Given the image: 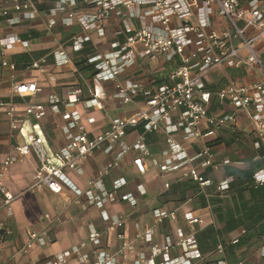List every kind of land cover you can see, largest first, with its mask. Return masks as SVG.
<instances>
[{"label":"built area","instance_id":"2783aa9c","mask_svg":"<svg viewBox=\"0 0 264 264\" xmlns=\"http://www.w3.org/2000/svg\"><path fill=\"white\" fill-rule=\"evenodd\" d=\"M48 3H51L50 7L40 9ZM43 13L49 16L44 24L48 34H52L58 24L78 26L86 33L110 27L111 20L115 26L111 30L108 49L94 48L85 57L92 73L87 77L79 75V86L68 91L66 97L52 94L46 103L27 102L40 92L37 83L28 81L13 85L12 92L22 100L24 108L19 111L18 104L12 101L4 106V112L9 128L20 135L22 144H16L14 156L0 160V176L19 159L32 154L39 164L29 190L36 188L59 194L67 189L76 198L84 197L89 205L101 210L102 221L108 226L106 231H117L116 238L120 242L115 253L106 252L101 249L105 232L92 229L78 246L53 255L46 264H71V260H76V264H117V256L132 251L135 241L149 244L150 254L145 256L136 252L132 264H243L242 261L229 262L223 243H218L211 253L203 255L195 234H183L181 229L176 230V240L167 236L164 243L155 242L156 227L167 219L175 220L174 211L153 210L152 224L136 229L131 242L126 240L120 231L123 217L109 215L104 207L118 200L130 207L137 205L133 193L119 192L127 181L116 179L111 189H105L103 177L111 168L107 166L81 190L70 181L66 172L81 175L84 159L98 150L109 154L115 149L116 161L131 151L137 152L132 165L136 173L143 176L147 170L144 158L150 155L145 135L163 131L168 147L163 153V161L154 162V167L166 173L202 158L198 166L190 167L184 174L204 188L210 185V181L204 178L201 170L217 167L210 149L204 146L198 154L189 157L173 134L181 133L186 140L203 139L202 126L211 128L212 132L229 128L236 125L238 114L243 113L253 123V149L260 164L252 176L253 184L264 186V0H0V23L5 22L9 27L35 21ZM70 43L72 54L86 48L78 35H72ZM16 46L27 52L28 40L18 35L0 37L3 52ZM51 56L56 67L72 62L63 47L53 50ZM160 58L169 68L162 83L154 89L145 91L141 84L131 80L119 81L120 76L140 60L154 62ZM46 61V57L39 58L30 62L27 68L44 74ZM2 67L15 70L16 64L3 61ZM219 68L237 71L240 77L211 89L207 77ZM112 82L115 97L123 104L141 98L142 105L130 117L113 118L106 130L93 136L81 125V113L67 108L80 102L85 111L103 109V84ZM83 88L87 98H83ZM214 105H227L232 110L216 113ZM48 111L67 127L65 145L59 150L50 148L41 127ZM87 121L94 123L93 118ZM138 126L143 132L129 144L125 141L128 130ZM168 186L169 183H165L163 190ZM217 189L227 191L228 182L218 183ZM137 192L145 194L142 186L137 187ZM0 195L4 197L3 204L10 213L9 206L15 198L5 191L1 179ZM184 219L191 225L203 224L190 212L184 214ZM12 234V229L1 221L0 243ZM51 242L48 230L29 232L19 253L25 255L34 244L49 245ZM172 251L179 253L173 256ZM260 253L264 257V244Z\"/></svg>","mask_w":264,"mask_h":264},{"label":"crops","instance_id":"0c3cea01","mask_svg":"<svg viewBox=\"0 0 264 264\" xmlns=\"http://www.w3.org/2000/svg\"><path fill=\"white\" fill-rule=\"evenodd\" d=\"M50 6L51 3H48L40 9ZM47 19L49 16L43 13L35 21L21 25L9 27L5 22L0 23V37L18 35L21 39L28 40L29 44L27 52H22L18 46L4 52L0 49V160L14 156L17 146V133L9 128L4 106L13 101L18 104L19 111L22 112L24 108L22 100L12 92L13 85L28 81L37 83L40 92L37 97L27 99V102L46 103L47 97L52 94L66 97L68 91L79 86V75L87 77L92 69L77 72L74 60L56 67L51 52L63 47L72 59L79 54H85L86 57L94 48L107 50L112 38L111 30L115 26L111 20L110 27L86 33L78 26L58 24L52 34H48L44 27ZM72 35H78L85 42L84 51L72 54ZM44 57L47 60L43 66L44 74L27 68L30 62ZM3 61L16 64L15 70L2 67ZM168 68L162 58L154 62L140 60L120 76L119 81L125 83L131 80L141 84L145 91L152 90L162 83ZM239 77L240 73L237 71L219 68L207 77V83L211 89L219 88L230 79ZM103 90V109L85 111L80 102L67 108L81 113V125L93 136L106 130L113 118L130 117L142 105L141 98L123 104L115 97L114 82L104 83ZM82 93L83 98H87L84 88ZM213 110L216 113H229L232 108L214 105ZM89 118L94 119L93 124L88 123ZM236 122L234 126L214 132L211 128L202 126L201 131L205 134L203 139L186 140L181 133L173 134V138L184 147L189 157L198 154L204 146L210 149L217 167L201 170L204 178L210 181V185L204 188H200L184 174L190 167L198 166L202 158L166 173H161L154 167V162L163 161V153L168 147L163 131L145 135L150 155L144 158L147 170L143 176L138 175L132 165L137 152L131 151L116 161L115 149L109 154L100 150L92 153L84 159L81 175L73 171H67L66 175L81 190L89 180L97 177L99 170L107 166L111 168L103 177L105 189H111L116 179L124 178L127 181V185L119 192L133 193L137 198V205L130 207L128 203L118 200L107 204L104 209L111 216L123 217V228L120 231L130 242L136 229H144L152 224L153 210H168L176 213V219H167L156 227L153 236L155 242L164 243L167 236L176 240V230L181 229L183 234H195L199 251L203 255L211 253L218 243H223L230 263L242 261L243 264H264V257L260 253L264 244V186H255L252 180L254 171L260 167L253 149L254 128L252 121L243 113L238 114ZM41 127L52 150L64 147L67 127L60 118L48 111ZM142 132L141 126L130 128L125 141L130 144ZM226 161L228 163H224ZM38 164L31 154L30 157L19 159L0 176L5 191L15 198L9 206V213L3 204L4 197L0 195V222H6L13 231L12 236L0 243V264H46L53 255L78 246L92 229L105 232L104 246L101 249L115 253L120 245L116 238L117 231H106L108 226L102 221L101 210L89 205L84 197L76 198L67 189L59 194L36 188L29 190ZM222 181L228 182V190L225 192L217 189L218 183ZM165 183H169V186L164 191ZM138 186H142L144 195L137 192ZM187 212L201 219L203 224H188L184 219ZM43 230L49 231L52 242L49 245L34 244L27 254H20L19 249L27 241L28 233ZM235 241L237 242L234 243ZM133 245L132 251L117 256V264H132L136 252L149 256V244L135 241ZM178 253L172 251L171 255ZM76 263V260H71V264Z\"/></svg>","mask_w":264,"mask_h":264},{"label":"trees","instance_id":"16d2710c","mask_svg":"<svg viewBox=\"0 0 264 264\" xmlns=\"http://www.w3.org/2000/svg\"><path fill=\"white\" fill-rule=\"evenodd\" d=\"M74 60V65L77 69V72H85L90 69V66L86 65L85 54H79L78 56L72 57Z\"/></svg>","mask_w":264,"mask_h":264},{"label":"water","instance_id":"95a60500","mask_svg":"<svg viewBox=\"0 0 264 264\" xmlns=\"http://www.w3.org/2000/svg\"><path fill=\"white\" fill-rule=\"evenodd\" d=\"M17 143H18V144H22V140H21V138H20V135H19V134L17 135Z\"/></svg>","mask_w":264,"mask_h":264}]
</instances>
